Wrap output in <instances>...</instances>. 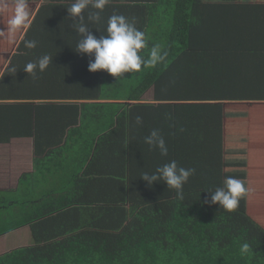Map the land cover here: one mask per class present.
<instances>
[{"label": "trees", "instance_id": "16d2710c", "mask_svg": "<svg viewBox=\"0 0 264 264\" xmlns=\"http://www.w3.org/2000/svg\"><path fill=\"white\" fill-rule=\"evenodd\" d=\"M73 2L23 0L24 22L12 28L19 0H0V143L31 137L35 156L33 171L0 191V236L26 228L31 244L2 252L0 264H264V0H108L98 21L89 6L97 39L119 14L145 33L141 55L155 44L168 52L117 79L74 77L91 57L76 51ZM44 54V72L23 71ZM149 90L156 102L142 98ZM153 129L168 156L143 142ZM148 158L195 169L183 200L140 179ZM226 177L246 189L232 212L204 203Z\"/></svg>", "mask_w": 264, "mask_h": 264}, {"label": "clouds", "instance_id": "9594fccd", "mask_svg": "<svg viewBox=\"0 0 264 264\" xmlns=\"http://www.w3.org/2000/svg\"><path fill=\"white\" fill-rule=\"evenodd\" d=\"M108 0H74L67 9L73 18H79V23L75 25L80 39L76 44V51L80 54L90 55L93 59L88 64L89 72L104 71L108 75L117 78L125 73H136L145 69H155L165 62L168 52L160 44L153 45L148 51L147 57L141 55V50L148 47L145 33L135 26L134 20L119 14L108 17L106 23V35L99 39L88 30L84 23L82 13L91 6L95 11L89 19L98 21L100 14L104 11ZM26 16L23 0H19L15 14L10 20L12 28H16L24 22ZM28 48H34L35 42H29ZM51 63V56L44 54L35 62H28L23 71L35 76L44 72ZM15 71V68L12 69ZM171 119V117H168ZM136 125L143 123L142 117L135 118ZM150 149L158 150L161 156H168V147L164 136L159 129H153L144 137L143 141ZM195 172L193 168L178 166L175 160H171L158 166L151 174L142 172L140 179L148 186L154 182H162L169 190H174L176 198L183 200V186L188 182L189 177ZM246 189L243 182L234 177H226L222 186L209 191L210 198H206L204 203L209 205L218 204L227 212H232L239 206L240 199L245 195ZM250 245L244 242L240 247L241 255L250 253Z\"/></svg>", "mask_w": 264, "mask_h": 264}, {"label": "rangeland", "instance_id": "374dc122", "mask_svg": "<svg viewBox=\"0 0 264 264\" xmlns=\"http://www.w3.org/2000/svg\"><path fill=\"white\" fill-rule=\"evenodd\" d=\"M130 5H134V3H130ZM152 96L153 93L149 90L142 98L146 101L156 102L155 98ZM161 102H174V100H162ZM18 141L20 145H17V141H13L8 145L0 147V189L1 187L6 189L14 186L16 187L21 174L30 170V161L34 165V150L32 148L33 140L31 138H24L22 141L20 139ZM91 149L92 147L87 151ZM31 155H33V157ZM79 156L80 154L76 152V157ZM31 238L30 231L26 228L17 229L16 231H11L0 236V254L13 248L31 244Z\"/></svg>", "mask_w": 264, "mask_h": 264}, {"label": "crops", "instance_id": "0c3cea01", "mask_svg": "<svg viewBox=\"0 0 264 264\" xmlns=\"http://www.w3.org/2000/svg\"><path fill=\"white\" fill-rule=\"evenodd\" d=\"M135 6V4L134 5H132L131 7H127V8H125V10L127 11V12H129V15L131 16V15H135L136 13H135V11H131L132 10V8ZM149 19L147 18V21H148ZM106 23H107V21L105 20V23H104V25H103V27H99V29H102V32H98L100 35L102 34V35H106V31H105V29H106ZM239 55H240V59H245L246 58V55H247V53L246 52H237ZM238 54H236V55H238ZM255 56L256 55H251V54H248V56H247V58L246 59H254L255 58ZM91 57V56H90ZM93 58L91 57L90 59H86L85 61H87V62H90L91 60H92ZM252 61H244V64H245V67H246V69H248V65L251 63ZM222 65H225V64H222ZM88 70H85L84 72H83V70L82 69H80V70H75V72H74V77L75 76H78L77 78H79V77H82V75L83 76H85V77H87V78H100V79H102V76H98V75H96V74H99V73H97V72H99V71H97V72H87ZM228 96H229V94H228ZM227 96V97H228ZM206 100V99H205ZM92 103H95L94 101L95 100H90ZM181 101H183V102H186V103H200V102H204V101H201V100H192V99H185V100H180L179 102H181ZM207 101V100H206ZM224 101H230L229 99H226V100H224ZM149 102H153V101H149ZM175 102H177V101H175L174 100V103ZM165 109V108H164ZM167 110V109H166ZM63 122V121H62ZM60 127H62V123L60 124ZM170 134H168V136H169ZM24 138H31V137H12L8 142H6V143H0V147L1 146H3V145H8V144H10L11 142H13V141H17V145H20V143H19V139L22 141V139H24ZM32 139V138H31ZM14 144V143H13ZM12 144V145H13ZM12 145H10V146H12ZM19 147H21V146H19ZM167 147H168V151H169V149H170V147H172V145L170 144V146L169 145H167ZM32 148H33V141H32ZM142 150H143V147L141 146L140 147ZM20 150H21V148H20ZM32 157H33V155H31ZM35 157V156H34ZM33 157V158H34ZM34 161V160H33ZM155 162V163H154ZM161 163H163V161H162V158H160V160H158V159H151L150 160V158H148V163L146 164V168H145V170H146V172H150V171H154L158 166H161ZM30 170L28 171V172H30V171H32L33 170V164L31 163V161H30ZM179 166V165H178ZM25 172H27V171H25ZM152 172H150V174L152 173ZM24 173V172H23ZM19 181V180H18ZM18 185V184H17ZM16 185V186H17ZM152 186H156V184L155 183H153V185ZM12 188H15V186L14 187H10V188H8V189H6V188H2L1 187V189H0V191H6V190H10V189H12ZM14 231H16V230H14Z\"/></svg>", "mask_w": 264, "mask_h": 264}]
</instances>
